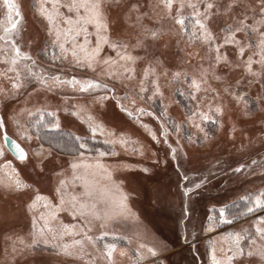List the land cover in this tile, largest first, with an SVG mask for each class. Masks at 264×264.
Wrapping results in <instances>:
<instances>
[{
  "label": "snow or ice",
  "instance_id": "obj_1",
  "mask_svg": "<svg viewBox=\"0 0 264 264\" xmlns=\"http://www.w3.org/2000/svg\"><path fill=\"white\" fill-rule=\"evenodd\" d=\"M3 4L6 11L0 14V62L5 67L0 68V100L14 99L22 89L32 88L23 105L8 117L16 129V139L11 140L10 150L19 161L32 162L41 179L48 174L53 178L45 193L35 184L23 181L11 160L0 165L4 170L0 185L10 193L29 192L25 210L30 214L31 229L26 236H16L12 241L9 260L41 251V246H51L85 264H118L114 253L119 242L132 243V238L115 230V226L130 215L127 197H122L117 206L103 194L97 196L89 179L90 171L104 169L110 177L111 172L101 158L118 156L117 147L141 157L157 153L150 145L133 139L127 130L106 124L100 110L105 108V101H110L114 109L135 119L147 130L152 141L167 145L164 163L177 161V168L181 166V156L198 150L197 146H211L217 130L225 129L234 138L237 131H242L239 123L253 116L244 87L260 86L255 98L256 108L264 112L261 108L264 105V0H227L226 3L221 0H127L126 3L124 0H107V3L106 0H40L37 10L46 23L44 41L38 46V52H51L53 65L59 61L83 70L81 76L64 74L56 67L49 71L38 56L23 49L16 39L23 20L20 5L13 0H3ZM112 9L122 10L123 19L134 29L133 33L113 36L114 22L109 20ZM221 14L230 15L231 22L224 21L223 35L218 38L212 23ZM245 33L248 39H241L240 34ZM253 33L257 34V51L245 58L246 49L253 48L250 42ZM171 42L181 52L184 51L182 43L185 47L193 43L203 45L205 56H199L201 63L191 71L187 65L194 56L192 52L186 53L187 60L179 57L177 64L169 66L166 51ZM228 46H234V54H229ZM137 50L144 55L135 54ZM257 54L259 58L254 60ZM205 59L207 64L203 63ZM254 64L257 67L254 68ZM237 69H243V74L229 82V74ZM214 83L220 87H214ZM65 88L89 99L69 106L67 101L77 97L65 95L59 104L51 103L49 94ZM177 96L187 103L182 113L172 117L169 108L181 105ZM156 102L160 104V114L153 109ZM61 111L81 120L86 125L85 134L63 135ZM142 116L157 120L158 129L153 130L145 124ZM185 126L190 130L187 136L183 135ZM0 130H3L4 144H9L3 114H0ZM46 130H56L58 135ZM172 136L175 140L170 143ZM97 139H102L109 150L93 148L89 141ZM255 140L264 147V116ZM33 141L36 142L34 148L31 147ZM93 151L95 157H91ZM4 154V146L0 144V157ZM250 160V164L240 163L234 171L245 170L256 175V168H259L264 176V155L259 160ZM135 166L146 173L151 171L142 165ZM183 179L187 181L189 177L183 175ZM206 180L186 187L183 197L200 189ZM77 184L81 186L79 190ZM237 199L244 202L242 210L234 201L221 204L219 208L213 205L200 230L211 234L220 224H231L257 208L264 209V186ZM64 212L71 217L72 223L61 219L60 214ZM181 216V223L185 224L184 242L188 244L186 199ZM136 236L134 255L129 256L127 248H119V256H128L130 264H164L158 257L169 250L168 245L163 242L149 244L139 233ZM197 239L192 235V241ZM207 243L210 264H264V215L239 231L210 237Z\"/></svg>",
  "mask_w": 264,
  "mask_h": 264
},
{
  "label": "rangeland",
  "instance_id": "obj_2",
  "mask_svg": "<svg viewBox=\"0 0 264 264\" xmlns=\"http://www.w3.org/2000/svg\"><path fill=\"white\" fill-rule=\"evenodd\" d=\"M13 2L20 5L23 15L21 33L16 36V39L21 42L22 48L30 50L34 57L38 56L49 71L53 67H56L64 74L81 76L83 70L74 69L59 61L53 65L50 58L51 52L47 54L42 51L38 52V46L44 41L46 23L37 10L40 0H13ZM124 2L126 3L127 0H124ZM221 2L226 3L227 0H221ZM5 11L6 8L3 0H0V14H3ZM226 19L228 22H231L230 15L225 17L221 14L212 23L213 32L218 38L223 35L221 29L224 27ZM109 20L110 22H114L112 23L113 36H126L134 31L123 19L122 10L120 9L110 10ZM248 23H251V20ZM240 38L248 39V36L246 33L240 34ZM165 39H168V37H165ZM256 39L257 34L253 33L250 38L253 48L251 51L246 49L245 58L257 51L255 48ZM181 47L184 48L183 52L177 49L174 42L169 44L166 51L169 66L177 64L179 57L187 60L186 53L192 52L194 56L189 65H187L191 71L193 67L201 63L199 56H205V47L195 43L190 47H185L182 43ZM226 50L230 55L235 53L234 46H228ZM196 53L199 55H195ZM135 54L144 55L141 50H137ZM258 58V54L253 56L254 60ZM203 63L207 64L208 61L205 59ZM4 67L3 62H0V68ZM255 67L257 65L254 64ZM242 74L243 69L234 70L229 74V82L239 78ZM3 83L7 86L6 81H3ZM213 86L220 87L218 83H214ZM243 90L247 92L253 116L239 123L238 127L242 131H237L233 138L227 134L225 129L217 130L215 132V142L211 146H197L198 150L192 151L186 157L181 156L179 160L181 166L179 168L176 166L177 161L164 163L167 145L156 144L148 136L147 130L140 127L135 119L120 113L119 109H114L112 102L105 101V108L100 110V113L106 124L111 127L127 130L133 139H138L141 143L150 145L152 151L157 153L156 156L145 155L141 157L133 154L130 150L125 152L117 147L118 156L101 158L111 172L110 177L104 169H98L94 172L90 171L89 179L93 182L97 196L103 194L117 206L122 197H127V212L130 215L122 219L115 226V230L122 236L132 238V243L128 244L124 240L119 242L118 250L114 253V259L118 264H130L128 256H119V248H127L129 256L134 255L132 250L137 246V233L149 244L163 242L168 245L169 250L160 253L158 257L160 261H164V264H193V262L194 264H210L207 251V241L210 237H215L220 233L229 231H239L242 226L248 227L250 222L256 217L264 215V209L257 208L245 218L233 221L231 224H220L219 228L211 234L200 230L201 225L206 224L213 205L219 208L221 204L230 201L240 202L237 199L239 196L264 186V176L260 174L259 168H256V175H251L245 170L239 173L234 171L240 163L250 164V158L259 160L264 155V147L261 146L258 140L253 141V138L259 136L260 119L264 116V112L256 108L255 98L260 92V86L255 84L250 88L244 87ZM30 93H32V88L28 87L22 89L21 94L14 99L0 100V114L5 116L8 135L14 139H16V129L8 117L12 111L18 110L23 105ZM65 95L77 97L76 100L69 99L67 101L69 106L73 103H84L86 99H89L70 88H65L58 90L56 93L49 94L50 102L59 104L61 98ZM176 99L181 100V105L179 108L175 106L169 108L172 117H176L179 113H182L184 110L183 106L187 103V100L182 97L177 96ZM261 108H264V105ZM153 109L157 110L158 114H160L159 102L153 104ZM59 115L62 129L75 134H85L86 125L77 117L63 111ZM232 118L235 119V114L232 115ZM141 119L145 124L150 125L153 130L158 129L159 122L154 118L142 116ZM227 119L225 117V120ZM188 134H190V130L185 126L183 135L187 136ZM97 140L103 142L102 139ZM174 140L175 136H172L170 143ZM249 141L253 142L250 143ZM0 144H3L5 151L4 156L0 157V165L5 160H11L13 165L18 169L19 176L23 181L35 184L47 193L53 179L51 175L48 174L44 179H41L37 175L38 170L33 169L32 162L24 163L19 161L4 144L3 130H0ZM241 145L244 146L241 147ZM25 146L27 147V144ZM35 146L36 142L33 141L31 147L34 148ZM98 149L108 151L109 146H101ZM95 156L96 153L93 151L91 157ZM167 159L170 160V157ZM157 160L160 163H157ZM218 161L219 163H217ZM122 165H131V167H124ZM135 165L148 167L151 171L146 173L141 167H136ZM3 174L4 170L0 169V175ZM183 175H187L189 180L185 181ZM205 178H207L206 183L200 189L194 190L187 198L183 197L182 193L186 187ZM76 187L79 190L81 186L77 184ZM28 198L29 192L27 190L20 193H10L0 185V264H85V262L80 261L77 257L67 256L59 253L57 250H53L51 246H47V248L41 246V251L25 253L16 256L14 261L9 260L12 255V241L16 236H26L31 229L30 214L26 213L25 210ZM185 199L188 203L189 214V220L185 222L189 231L187 239L190 243L188 244L184 242L183 230L185 224L181 223V211ZM60 217L65 223L73 222L66 212L61 213ZM192 235H196L198 239L192 241ZM109 240H111V237H109ZM193 243L195 247L191 246ZM244 243L246 246L247 242L245 241ZM149 259L154 258L150 257Z\"/></svg>",
  "mask_w": 264,
  "mask_h": 264
},
{
  "label": "trees",
  "instance_id": "obj_3",
  "mask_svg": "<svg viewBox=\"0 0 264 264\" xmlns=\"http://www.w3.org/2000/svg\"><path fill=\"white\" fill-rule=\"evenodd\" d=\"M49 119H51V118L49 117ZM46 131H50L51 135H54V136H55V135H58V133L56 132V130H46ZM69 133H73V132H70V131H68V130H64V129H62V134H63V135L67 136ZM89 143H90V145H91L93 148H99V147H101V146H105V144H103V142H102L101 140L89 141ZM240 202H241V201H240ZM240 202H235V204H236L237 206H239V209H240V210H242L244 202H243V201H242V203H240Z\"/></svg>",
  "mask_w": 264,
  "mask_h": 264
},
{
  "label": "water",
  "instance_id": "obj_4",
  "mask_svg": "<svg viewBox=\"0 0 264 264\" xmlns=\"http://www.w3.org/2000/svg\"><path fill=\"white\" fill-rule=\"evenodd\" d=\"M12 139H14V138H12L11 136H9V144H5V145H6L7 149L14 155V153L10 150V142H11Z\"/></svg>",
  "mask_w": 264,
  "mask_h": 264
}]
</instances>
